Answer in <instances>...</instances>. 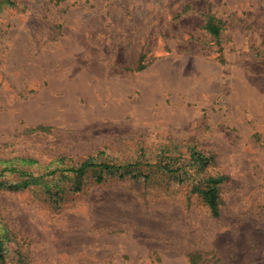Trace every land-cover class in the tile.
Returning <instances> with one entry per match:
<instances>
[{"label": "rangeland", "instance_id": "1", "mask_svg": "<svg viewBox=\"0 0 264 264\" xmlns=\"http://www.w3.org/2000/svg\"><path fill=\"white\" fill-rule=\"evenodd\" d=\"M0 250L264 264V0H0Z\"/></svg>", "mask_w": 264, "mask_h": 264}, {"label": "trees", "instance_id": "2", "mask_svg": "<svg viewBox=\"0 0 264 264\" xmlns=\"http://www.w3.org/2000/svg\"><path fill=\"white\" fill-rule=\"evenodd\" d=\"M208 27L215 35L219 34V28L215 26V24L209 23ZM200 158L204 159L205 157L200 155ZM96 166H100L106 169L111 168V165L109 164H105V163L97 164L93 161L88 160V161L81 163L79 167L71 168L70 170L78 172V173H82L86 171V169L91 168V167H96ZM222 179L223 177L210 178L208 179L211 182V183L209 182L210 183L209 186H207L204 189L202 188L200 190L198 188H195V191H200L206 203L209 205L211 209V213L214 216H218L220 213V196H219V189H218L217 184L220 183ZM0 258L3 259V254L1 253V250H0Z\"/></svg>", "mask_w": 264, "mask_h": 264}]
</instances>
